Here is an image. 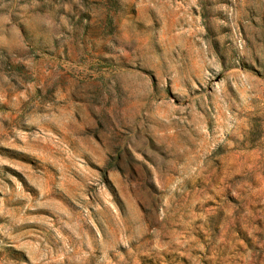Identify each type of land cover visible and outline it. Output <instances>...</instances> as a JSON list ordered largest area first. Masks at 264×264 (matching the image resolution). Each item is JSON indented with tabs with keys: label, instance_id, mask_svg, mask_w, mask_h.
Here are the masks:
<instances>
[{
	"label": "rangeland",
	"instance_id": "1",
	"mask_svg": "<svg viewBox=\"0 0 264 264\" xmlns=\"http://www.w3.org/2000/svg\"><path fill=\"white\" fill-rule=\"evenodd\" d=\"M0 264H264V0H0Z\"/></svg>",
	"mask_w": 264,
	"mask_h": 264
}]
</instances>
